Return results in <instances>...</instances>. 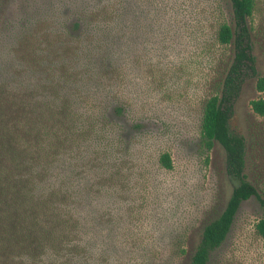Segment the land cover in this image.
Masks as SVG:
<instances>
[{"label":"trees","instance_id":"trees-1","mask_svg":"<svg viewBox=\"0 0 264 264\" xmlns=\"http://www.w3.org/2000/svg\"><path fill=\"white\" fill-rule=\"evenodd\" d=\"M69 1L71 13L55 14L52 38L42 47L49 51L33 54L28 71L16 79L7 76L0 86V264H94L99 253L92 257L91 249L105 248L100 233L102 227L111 229L104 214L110 215L125 193L115 175L120 165L129 164L131 143L119 120L141 126L125 83L134 66L137 11L130 0L108 7ZM203 1L219 11L228 4L214 40L230 45L231 56L202 101L198 148L206 162L216 141L225 154V171L237 183L222 210L203 224L188 264H208L240 203L251 197L263 211L253 230L264 238V197L245 173L247 141L229 128L234 102L250 77L261 93L249 101L250 110L264 117V74L256 73L252 53L259 0ZM155 163L170 169V154L158 152Z\"/></svg>","mask_w":264,"mask_h":264},{"label":"rangeland","instance_id":"rangeland-1","mask_svg":"<svg viewBox=\"0 0 264 264\" xmlns=\"http://www.w3.org/2000/svg\"><path fill=\"white\" fill-rule=\"evenodd\" d=\"M95 1L108 7L117 0L84 3ZM130 1L137 11L132 18L134 66L125 83L141 126L135 129L125 118L119 120L122 136L131 143L130 162L120 165L115 175L125 193L113 204L112 213L104 214V223L111 226L100 233L107 246L92 247L91 256L99 253L94 264H188L203 224L222 210L237 183L226 173L225 154L216 141L203 162L197 134L202 101L231 56L230 45L214 40L217 22L229 7L222 4L219 11V6H207L203 0ZM70 4L0 0V86L7 76L16 79L31 68L33 54L52 38L55 14L71 13ZM252 24L256 73L264 74V0L256 4ZM260 95L254 77L243 82L229 128L245 136V173L264 197V117L249 107ZM161 151L170 154V169L156 165ZM262 213L255 198L242 201L208 264H264V238L253 230Z\"/></svg>","mask_w":264,"mask_h":264}]
</instances>
